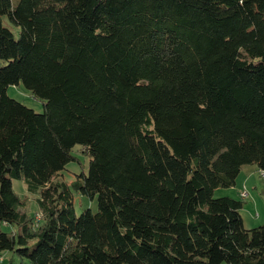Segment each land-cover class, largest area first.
<instances>
[{"label": "trees", "instance_id": "16d2710c", "mask_svg": "<svg viewBox=\"0 0 264 264\" xmlns=\"http://www.w3.org/2000/svg\"><path fill=\"white\" fill-rule=\"evenodd\" d=\"M0 61V251L264 264V221L213 196L243 165L264 171V0H0ZM19 82L43 111L7 94ZM76 144L88 168L67 183ZM12 178L40 191L38 218ZM72 190L97 210L77 215Z\"/></svg>", "mask_w": 264, "mask_h": 264}, {"label": "rangeland", "instance_id": "374dc122", "mask_svg": "<svg viewBox=\"0 0 264 264\" xmlns=\"http://www.w3.org/2000/svg\"><path fill=\"white\" fill-rule=\"evenodd\" d=\"M3 23L11 27L13 30L15 29L6 17H3ZM2 63L3 62L0 61V64ZM6 92L10 97L32 108L34 111H43L44 99L34 97L21 82L15 85H9L6 89ZM72 153L76 156V159L70 160L65 165L64 169L59 172L60 175L57 176V179H63L67 183H70L72 180H74L81 172L86 173L88 168L89 157L81 151L79 144H76L73 147ZM245 176H247L246 180L244 179ZM11 182L13 190L20 197L27 198L22 210L26 211L30 215H35V218H38L40 216V210L38 207L37 198L40 196V191L28 190L23 179L12 178ZM237 182L241 186L244 185L247 188L246 191L249 193L248 197L244 198V206L251 212V215L256 218L255 225L261 224L264 221V177H262L261 170L258 171L254 165L252 168L251 165H248L238 176ZM71 192L74 210L77 215L86 208H89L91 211L97 210L96 196L91 197L74 190ZM225 194H229V196L234 198H241L239 193H236L235 187H217L213 192L214 197ZM1 229L4 231L15 230V228L4 223H2ZM32 242L33 241H31V243ZM0 258V264H31L26 259H20L19 256L11 250H1Z\"/></svg>", "mask_w": 264, "mask_h": 264}, {"label": "crops", "instance_id": "0c3cea01", "mask_svg": "<svg viewBox=\"0 0 264 264\" xmlns=\"http://www.w3.org/2000/svg\"><path fill=\"white\" fill-rule=\"evenodd\" d=\"M249 165H251V168H252V164H249ZM246 166H248V165H243L242 167H241V170L239 171V173H238V175L236 176V178H235V182H234V184L232 185V186H229V187H235L236 188V193L238 194L240 191H241V189L242 188H244V190L246 191L247 190V188L243 185V186H241V185H239V183L237 182V178H238V176L240 175V173L243 171V169L244 168H246ZM255 166V165H254ZM256 167V166H255ZM256 169H257V167H256ZM258 170V169H257ZM259 171V170H258ZM244 179L246 180L247 179V176H245L244 177ZM228 187V188H229ZM225 195H229V194H225ZM248 195H249V193H248ZM248 197V196H247ZM240 214H241V217H242V220H243V224H244V226L246 227V228H250V227H252V226H254L255 224H256V218L255 217H253L252 215H251V212L245 207V206H243V208L240 210ZM4 224H6V223H4ZM8 225V224H7ZM1 259V258H0ZM222 264H225V263H222Z\"/></svg>", "mask_w": 264, "mask_h": 264}, {"label": "built area", "instance_id": "2783aa9c", "mask_svg": "<svg viewBox=\"0 0 264 264\" xmlns=\"http://www.w3.org/2000/svg\"><path fill=\"white\" fill-rule=\"evenodd\" d=\"M261 172H262V177H264V171H261ZM239 195H240L241 198L244 199V198H246L248 196V192L244 191V188H242L241 191L239 192Z\"/></svg>", "mask_w": 264, "mask_h": 264}, {"label": "bare ground", "instance_id": "6f19581e", "mask_svg": "<svg viewBox=\"0 0 264 264\" xmlns=\"http://www.w3.org/2000/svg\"><path fill=\"white\" fill-rule=\"evenodd\" d=\"M245 191V190H244Z\"/></svg>", "mask_w": 264, "mask_h": 264}]
</instances>
